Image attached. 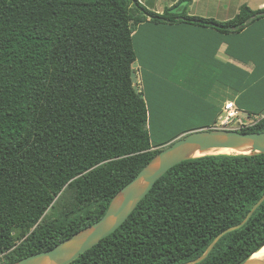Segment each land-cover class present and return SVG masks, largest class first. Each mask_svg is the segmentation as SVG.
I'll use <instances>...</instances> for the list:
<instances>
[{
    "label": "trees",
    "instance_id": "obj_1",
    "mask_svg": "<svg viewBox=\"0 0 264 264\" xmlns=\"http://www.w3.org/2000/svg\"><path fill=\"white\" fill-rule=\"evenodd\" d=\"M183 2L189 0L156 13L139 0H0V264L50 250L98 221L160 151L217 124L222 91L231 88L233 97L242 91L245 73L237 67L233 87L220 74L204 92L202 72L189 66V90L174 88L168 73L180 61L176 54L166 66L164 27L213 30L221 46L223 37L264 19V8L243 4L230 20L216 21L188 15ZM134 64L140 92L132 82ZM236 106L261 117L238 132H264V103ZM173 111L203 126L155 142L150 124L172 126ZM263 195L264 154L181 162L118 229L70 264L194 261ZM263 247L264 201L198 264H243Z\"/></svg>",
    "mask_w": 264,
    "mask_h": 264
},
{
    "label": "water",
    "instance_id": "obj_2",
    "mask_svg": "<svg viewBox=\"0 0 264 264\" xmlns=\"http://www.w3.org/2000/svg\"><path fill=\"white\" fill-rule=\"evenodd\" d=\"M243 148H249L250 153L242 155L264 154V132L240 133L237 130L215 127L187 133L154 156L131 182L118 191L98 221L60 242L52 249L30 255L14 264L72 263L80 255L118 229L151 190L154 183L169 169L190 159L209 156L211 154L207 153L211 150ZM196 153L200 156L194 157ZM263 201L264 195L252 206L240 224L221 232L200 257L185 264H198L206 259L217 241L227 233L241 228ZM251 257L243 264H264L263 260L252 259Z\"/></svg>",
    "mask_w": 264,
    "mask_h": 264
},
{
    "label": "crops",
    "instance_id": "obj_3",
    "mask_svg": "<svg viewBox=\"0 0 264 264\" xmlns=\"http://www.w3.org/2000/svg\"><path fill=\"white\" fill-rule=\"evenodd\" d=\"M199 2H205L210 7L214 6L217 13L216 7L222 1L189 0L191 5ZM262 8H264V1L256 9ZM204 12L205 10H202L201 15H205ZM198 17L212 19L204 16ZM165 28L169 30V38H166L168 41L167 48L163 51L167 67H172L171 62L177 54L179 61L185 63L183 66L185 69L190 71V66L195 74L202 72L199 85L202 87L206 84V87L203 88L204 92H207L208 87L211 89L217 84L216 81L214 82V78H218L220 74L226 79L227 84L233 87L234 68L237 67L245 73L244 87L234 97L231 88L222 91L224 104L232 102L236 106L238 101L242 104V107H245L243 105L258 107L259 104L264 103V19L250 24L237 35L223 37L224 43L221 46H219V34L213 30L181 25L177 28L164 27L163 33L166 31ZM171 30H174V32L171 33ZM172 37L176 38V41ZM236 55L237 59L235 58ZM206 99L208 100L209 97ZM199 101L204 103V99Z\"/></svg>",
    "mask_w": 264,
    "mask_h": 264
},
{
    "label": "rangeland",
    "instance_id": "obj_4",
    "mask_svg": "<svg viewBox=\"0 0 264 264\" xmlns=\"http://www.w3.org/2000/svg\"><path fill=\"white\" fill-rule=\"evenodd\" d=\"M142 5H144L147 9L156 12V13H162L164 8H168L172 5H174L178 0H139ZM199 1V0H198ZM219 6L216 7L217 13L215 12V7L211 6L209 4L206 5V3L199 2L198 4H190L189 2H183L181 7L187 6V12L189 15L194 16H204L207 18H212L217 21H227L233 18L238 13V7L242 4H246L250 9L256 10V8L260 5L261 2L264 0H221ZM205 10L204 14L201 15V11ZM155 59H161V55H154ZM182 63L178 62L175 70H170L168 73L169 79L168 82L172 84L174 88H179L183 86L184 89L189 90L190 86H187V78L193 76V73L190 71L183 69L181 67ZM253 65V64H251ZM161 75V72H160ZM132 82L135 90L137 92H140V76H139V65L134 64L133 65V74H132ZM182 84V85H180ZM206 87L202 86V88ZM196 90V89H195ZM170 97L171 95L168 94ZM175 112V113H174ZM173 114H176V117L174 119V124L171 126L169 124H164L161 122V125L158 123L156 124H150L149 132L151 135V138L155 142H165V140H168V138L177 133L178 131H184L188 130L190 128H195L199 126H203L201 121L199 119L192 120L191 118H188L186 120L178 119L177 111H173ZM172 114V115H173ZM161 118V117H160ZM261 117H253L247 115L245 112H240L238 119L235 121H232L229 124L221 125L219 122L213 127V128H223L228 130H236L239 129L241 125H251L255 120H258ZM178 120V121H177ZM183 136V135H182ZM180 136V137H182ZM178 137V138H180ZM177 138V139H178ZM176 140V139H175Z\"/></svg>",
    "mask_w": 264,
    "mask_h": 264
},
{
    "label": "built area",
    "instance_id": "obj_5",
    "mask_svg": "<svg viewBox=\"0 0 264 264\" xmlns=\"http://www.w3.org/2000/svg\"><path fill=\"white\" fill-rule=\"evenodd\" d=\"M240 111L236 108V106L232 102H226L223 105L222 113L218 118V122L221 125H226L231 123L232 121H236L239 117ZM245 126V125H241Z\"/></svg>",
    "mask_w": 264,
    "mask_h": 264
},
{
    "label": "bare ground",
    "instance_id": "obj_6",
    "mask_svg": "<svg viewBox=\"0 0 264 264\" xmlns=\"http://www.w3.org/2000/svg\"><path fill=\"white\" fill-rule=\"evenodd\" d=\"M250 153L249 148L237 149V150H227V149H220V150H211L207 154L211 155H242ZM200 154H194V157H198ZM252 259L263 260L264 261V247L259 250L257 253L253 254Z\"/></svg>",
    "mask_w": 264,
    "mask_h": 264
}]
</instances>
